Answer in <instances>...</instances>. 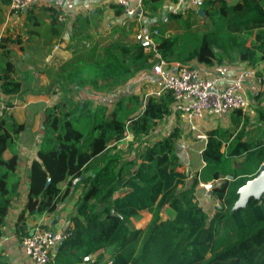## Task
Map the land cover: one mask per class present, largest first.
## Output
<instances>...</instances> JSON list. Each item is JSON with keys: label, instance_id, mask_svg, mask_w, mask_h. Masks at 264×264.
<instances>
[{"label": "trees", "instance_id": "16d2710c", "mask_svg": "<svg viewBox=\"0 0 264 264\" xmlns=\"http://www.w3.org/2000/svg\"><path fill=\"white\" fill-rule=\"evenodd\" d=\"M162 1L141 0V6L153 11ZM111 7L115 15L123 13L122 6ZM200 9L205 20L201 31L191 24L198 13L188 11L186 19L181 13L169 14L181 32L155 36V52L118 37L96 54L93 47L88 58L62 67L57 88L48 93L57 95L56 101L44 109L42 137L27 171L25 202L13 223L20 242L28 233L29 220L56 214L67 198L79 192L65 236L47 264H264V194L234 209L239 189L256 177L264 163L262 109L255 110L253 131L249 116L241 110L228 115L227 128L208 131L199 153L202 166L190 174L175 149L177 128L160 139L141 141L172 114L171 92L144 99L135 94L118 96L96 106L89 100H73L86 89L109 91L112 83L152 69L158 60L155 53L169 68L234 62L254 67L264 61V0L232 4L203 0ZM12 69L6 61L0 75L2 96L29 92L10 78ZM255 99L264 102L261 94ZM12 106L6 102L0 108V240L20 187L16 143L25 125L16 122L9 111ZM127 134L135 146L120 151ZM6 151L11 153L8 159L3 157ZM200 183H211L218 202L210 216L197 200ZM144 211L150 214L146 227H131L130 220ZM108 249L109 259L101 263ZM0 264H8L1 253Z\"/></svg>", "mask_w": 264, "mask_h": 264}, {"label": "crops", "instance_id": "0c3cea01", "mask_svg": "<svg viewBox=\"0 0 264 264\" xmlns=\"http://www.w3.org/2000/svg\"><path fill=\"white\" fill-rule=\"evenodd\" d=\"M124 1L131 8L138 2ZM226 1L232 4L237 0ZM111 5H117V0H31L26 9L13 14L9 8V0H0V75L3 74L5 62H11L13 69L10 78L29 91L23 95H0V108L6 102H11L13 106L9 111L17 123L25 125L16 143L18 154L16 173L20 177V187L15 199L17 201L10 210L15 216L13 222L25 202L27 171L31 160L35 159L37 146L42 137L43 112L46 106L56 101L57 95L49 94L57 88L62 67L67 63H75L81 60L80 58H88L93 47L96 54L103 44L117 40L118 37H128L127 44L136 43L134 37L138 32V22L126 19L123 13L115 15ZM188 11L185 12L183 7L177 9L175 2L163 0L157 9L149 11L142 9L141 6L138 13L141 12L143 16L142 25L150 29L159 26L160 36H169L181 32L180 24L169 14L181 13L184 15L183 19H186ZM202 17L203 15L191 21L193 27L197 24L201 26L205 22ZM28 18L31 19L29 22ZM3 39H17L19 43H6ZM146 47L144 51L148 52ZM6 51L8 53H5ZM196 68L209 73L218 69L219 75L225 79L234 72L231 73L232 67L228 65L212 67L198 65ZM10 156L11 153L8 151L3 154L5 159ZM64 186L65 184H62V188ZM143 214L148 216L149 222L150 214L144 211L140 216ZM50 216L53 218L50 219ZM60 223L56 214H43L29 220L27 229L29 232L31 229L41 227L58 230ZM8 231L9 237L17 240L13 234V224L8 227ZM3 238L4 235L0 243ZM27 261L31 264L28 259Z\"/></svg>", "mask_w": 264, "mask_h": 264}, {"label": "built area", "instance_id": "2783aa9c", "mask_svg": "<svg viewBox=\"0 0 264 264\" xmlns=\"http://www.w3.org/2000/svg\"><path fill=\"white\" fill-rule=\"evenodd\" d=\"M85 1V0H79ZM203 0H178L177 9L195 13L201 8ZM31 0H9V8L13 14L26 9ZM117 4L124 8L126 19L138 22V32L135 35L136 43L146 41V49L155 52L154 37L157 32L148 30L141 24L142 14L141 0L133 8L124 0H117ZM176 11V10H175ZM157 62L152 66L155 76L156 88L149 95L158 97L166 92H171L173 104L172 113L183 118L187 129L194 131L196 124L207 114L217 118L227 117L234 110L246 111L248 109L247 93L264 92V77L255 73L251 68H245L224 78L218 74H212L202 69L189 66L168 65L160 60L155 53ZM204 139L205 137H200ZM65 236V233L52 232L39 228L31 231L20 239L23 255L31 264H47L57 244Z\"/></svg>", "mask_w": 264, "mask_h": 264}, {"label": "rangeland", "instance_id": "374dc122", "mask_svg": "<svg viewBox=\"0 0 264 264\" xmlns=\"http://www.w3.org/2000/svg\"><path fill=\"white\" fill-rule=\"evenodd\" d=\"M193 29L195 31H201L202 25L200 26V24H197L193 27ZM148 30L157 32L155 39H158L160 37L161 28L159 26H153V29L148 28ZM224 65L232 67L231 73L233 71V73H235V71H239L245 68H251L252 70H255L256 76L257 74H259L264 77V61L259 62L254 67L249 66L246 63L237 62ZM196 66L198 65H194V67ZM227 69L228 68L226 67V70ZM219 71L220 70L217 69L211 73L219 75ZM111 87L112 89H108L109 91H94L86 89L84 92L74 97L73 100L74 102L89 100L91 101L92 106H96L100 103L108 104L107 100L114 101V99L118 96H124L129 94H135L144 99V97L148 96L156 88L155 76L152 73L151 68L144 69L140 72H137L134 76L130 77L126 81H118L116 83H112ZM257 94H261L264 100V92L251 93L250 91H248L247 93L248 109L245 112L250 119L248 125L249 130L252 131L255 128L254 126H256L255 124H257L255 110L262 109L264 111V102L255 99V96ZM228 126L229 116L224 118H217L206 114L202 118V120L196 124L195 130L191 131L187 129V124L185 123L183 118L172 113L170 116L160 121L151 131L150 135L147 138H142L141 141H154L160 139L163 136H167L170 132L177 128L180 133V137L175 141L176 152L181 158L186 172L193 174L194 172L198 171L202 166L199 151L201 150L204 145V142L206 141V133L217 127L227 128ZM200 137L205 138L201 139ZM131 146H135V143L132 141V137L127 134L118 146V148L120 149V151H127ZM124 154L126 155L127 152H125ZM262 165H264V163H262L261 166ZM206 185L210 186L211 183L199 184L196 189V196L199 205L210 216L213 213L214 208L218 206V202L212 197L211 186L209 188H206ZM78 193L79 192L76 191L72 196L67 198L65 202L62 203L60 209L56 213V215L58 216V222H61L60 228L57 230L50 227H46L47 230L57 233H62L64 231L63 228L69 222V216L71 215V212L73 210V204L75 202V199L77 198ZM16 201L17 200H14L13 203H16ZM168 214H170V211H167L164 215L167 216ZM145 215L146 214L141 215L138 219H131L129 225L136 229L146 227L148 223V216ZM14 217L15 216H13L12 212H10V215L6 221V225L3 230L4 238L0 243V253H2V255L4 254V257H6L8 264H30L21 252L20 242L9 237L10 234L8 231V227L14 223ZM52 218L53 216H50V219ZM110 254V249L103 253V259L101 263L108 260Z\"/></svg>", "mask_w": 264, "mask_h": 264}, {"label": "water", "instance_id": "95a60500", "mask_svg": "<svg viewBox=\"0 0 264 264\" xmlns=\"http://www.w3.org/2000/svg\"><path fill=\"white\" fill-rule=\"evenodd\" d=\"M200 16L203 15L202 9H199L197 12ZM143 46H147L148 43L146 41L141 42ZM82 176L74 180L73 186L76 182H78ZM230 179L229 177H227ZM212 187V185H210ZM209 185H206V188L210 187ZM239 197L237 201L234 204V209H240L244 208L246 206V203L248 202L249 198H253L255 200L259 199L261 195L264 193V165L261 166L259 169L258 174L255 178L252 180L246 182V184L239 189ZM61 243V240L59 241ZM89 258V257H88ZM87 258V259H88Z\"/></svg>", "mask_w": 264, "mask_h": 264}]
</instances>
